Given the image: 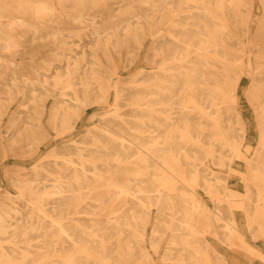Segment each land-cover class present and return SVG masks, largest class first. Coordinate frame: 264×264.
<instances>
[{
  "label": "bare ground",
  "instance_id": "1",
  "mask_svg": "<svg viewBox=\"0 0 264 264\" xmlns=\"http://www.w3.org/2000/svg\"><path fill=\"white\" fill-rule=\"evenodd\" d=\"M191 1L193 5L182 2L177 8L170 0H139L140 6L156 14L162 8L163 19L139 16L127 8L121 16L126 24L124 33H118L105 31L99 25L104 22L96 21L103 20L101 14L92 13L104 0H0V86L4 90L0 92V144L11 140L12 147L16 137L29 140L41 128L31 125L28 113L46 107L50 98H54L50 110L59 122L55 125L57 132L74 128L79 111L90 105L92 99L101 100L111 87L100 57L115 62L114 53L121 55L122 49L140 46L147 32L144 21L167 22L172 28L156 36L154 54L163 56L157 68L151 65L150 69H139L129 88H123L120 82L113 86V105L119 118L105 121L99 127L100 136L88 132L80 143V151L88 154L92 150L91 158L111 165H93L88 169L85 161H66L44 166L55 178L50 195L54 202L51 215L43 213L38 221H33L32 214L28 218L17 203L11 206L0 201V264H122L129 261L127 255L133 257L135 264H154L145 245L149 225L150 247L160 254L158 260L162 264H241L243 256L238 257L233 250L240 248L251 259L252 247L237 241L232 234L231 207L221 197L219 177L206 172L202 164L209 160L224 166L226 156H209L201 145L211 137L218 153L219 146L234 148L246 136L245 127L236 129L243 122L240 113L231 116L226 110L237 101L236 84L224 82L223 74L210 70L215 62L211 55L213 45L233 47L232 36L223 30L219 33L218 27L224 22L218 11L225 6H239L242 0ZM131 4L128 2L127 6ZM88 27L97 39L93 48H99L91 59L85 52H75L78 45L71 41L72 34L81 38L80 31ZM64 31L69 33L59 40ZM103 34L108 35L104 42ZM35 41L52 46L49 55L52 61H65L64 70L53 69V63L44 58L43 73L33 66L35 57L30 62L18 63L15 57L28 53L32 45L29 43ZM225 53L221 51L218 57L227 59ZM132 62L130 58L128 63ZM28 69L33 75L23 77ZM260 88L264 89V73L258 70L247 90L253 103L258 102ZM98 89L100 94L93 96ZM14 102H18L19 110L13 111L5 126L10 135L14 132L13 139L1 134V120L9 115ZM128 108L136 115L123 116ZM141 119L150 123L143 124ZM261 125L259 143L249 163V191L264 179V121ZM218 129L220 134L215 132ZM181 132L190 143L180 139ZM52 152L64 158L63 147ZM200 190L213 201L210 207L214 217L209 224L202 221L200 202L206 199ZM78 192L86 194L78 203L84 204L81 213L89 219L73 220L76 206L72 209L74 205L67 204L66 196ZM249 193V200L258 201L254 209L259 202L264 205V189ZM106 196L113 203L108 214L101 208L104 205L96 204ZM256 212L260 216L261 212ZM219 220L224 226H219ZM208 230L211 236L227 244L233 252L231 256L223 258L219 254L218 246L208 239Z\"/></svg>",
  "mask_w": 264,
  "mask_h": 264
},
{
  "label": "rangeland",
  "instance_id": "2",
  "mask_svg": "<svg viewBox=\"0 0 264 264\" xmlns=\"http://www.w3.org/2000/svg\"><path fill=\"white\" fill-rule=\"evenodd\" d=\"M128 2L132 4L127 6ZM138 2L139 0H104L101 7H97L92 13L96 15L98 13L101 14L100 17L103 20L96 19V21L104 22L102 25H99L105 31H117L118 33H124L126 24L124 20H121V16L127 8L128 11L139 13V16L149 15L158 19H163L164 11L162 8L159 9L157 11L158 14H156L151 9L148 10L145 6H140ZM170 2H173L177 8L182 2H186V5H193L191 0H170ZM226 4L228 6L229 2H226ZM218 12L220 18L224 22H222L223 25L218 27L219 33L223 30L227 35H231L233 47L214 44V48L212 47L213 53H211V55L213 56L212 58L215 59V62L211 63L210 70L223 74L224 79H222L224 82L228 84L231 82L234 86L236 84V89L238 88L237 101L234 102V104L231 102V106L226 110L231 116L234 115V113L236 115L237 112L240 113L243 122L241 126L236 125V129L245 127L246 136L241 143L234 148L227 146V148L221 149L219 146L218 153L215 152L217 147L212 146V138L210 137L205 140L201 145L204 147L206 154L218 159L226 156V159L223 160L224 166L220 165L219 160H217L219 164L212 163L209 160L207 163L203 161L202 164L205 166L206 172L216 174L219 177V181L222 183L223 192L221 197L224 203L231 207L232 214L230 218L234 225V227H232V234L236 237L237 241L241 243L245 242L252 247L253 255L249 254L251 256L249 257L251 258L250 260L246 258L247 254L243 248L233 249L238 257H244H241V261L239 262H241V264H264V205H260V203L263 202H259L257 209H254V205H256L258 201H251L248 199L249 192L255 193L258 188L264 189V179L257 182L256 186H253V188H250L251 191H248L246 188V182L249 181L251 176V171L248 166L249 152L246 146L254 147L258 144L261 130V127L258 125V119H256L258 109L252 104L251 97L247 95V90L251 84L252 75L258 70L264 73V0H242L239 6L238 4L234 7L225 6L219 9ZM135 20H137L136 17L132 18V21L135 22ZM114 24H117V28L114 27ZM143 25L147 32H145L143 42L140 46L136 44L132 45L131 49H122L121 55L114 53L115 62H109L108 60H104L103 57H100L105 67V75L108 76L107 78H110L108 81L111 87L108 90V94L101 97V100L94 101V99H92L93 102L90 103V105L79 111L78 116L74 118V128L69 129V131L65 133L57 132L55 125L58 120L56 114L50 110L54 98H50L46 101V107L43 106V108L40 107L36 112L30 111L28 113V120L31 125H41L42 129L39 128L37 133L29 138V140L18 139L16 137L13 147L10 145L11 140H9V142H1L0 201L3 200L11 206L17 203L27 217L32 214L33 217H35L33 221H38V217L43 215V213L51 215L50 207L54 202V199L50 200V195L54 190L53 182L55 178L53 175L49 174L50 172L48 173L45 171V168L43 169L44 166L49 164L52 165L56 162L62 164L66 161H74L77 163L85 161L88 169H92L93 165L97 167H109L111 165L105 160L91 158L89 153L92 150L88 154L80 151V149H82L80 143L84 141L88 132H93L100 136L99 127L103 126L105 121H108L110 118H119L117 117L118 112H115L116 108L113 105L115 99L113 86L120 82L124 85L123 88H129L131 79L136 76L139 69H150L152 66L153 68H157V65L162 62L163 56L154 54L155 39L157 35H164L172 28L167 25V22L163 24H151L150 22L147 23L144 21ZM213 29L214 28H212V30ZM91 30L93 29L88 27L80 31L79 35L81 38L76 34L71 35V41L78 45L75 48V52H85L88 55V59H91L94 54L99 51L98 47L93 48L97 39L95 35L90 34ZM68 33V31H64L62 34H59V40L64 39ZM28 35H30V33L27 34V36ZM107 36V34H103V42L107 39ZM30 44L32 45L29 47L28 53L15 57L18 63L30 62L31 58L35 57L36 62L33 63V66L40 69V73H43L45 65L41 58H44L46 61L53 63V69L61 68L64 70L66 66L65 61L62 63L52 61L53 58L49 55V49L52 46L41 45V43L37 41L29 43V45ZM233 48H235L234 51ZM221 51L226 52L225 55L227 59L218 57ZM2 54L5 58H9L6 52H2ZM214 54H217V56ZM231 56H233V58ZM130 58L133 59L131 64L128 63ZM24 73L23 77H31L33 75L30 69L26 70ZM225 79L228 80L226 81ZM0 92H4L2 86H0ZM55 93L57 94L59 91L56 90ZM98 94H100L99 89L93 92V96H97ZM17 106L18 102L11 104L9 115H6L3 117V120H1V134H5L4 136L6 138L11 137L14 139V132L10 135L5 129V126L8 125L9 116L12 115L13 111L19 110ZM157 112L161 114L162 110ZM135 115L136 113H134L131 108H128L123 113L125 117ZM141 120H143V124L150 123V121L146 122V119ZM60 128L64 129L63 126ZM215 132L220 134L222 131L218 129L215 130ZM181 135H183L182 132L179 136L183 142L190 143L186 142L189 141L188 138H185L184 135L182 137ZM61 147L64 148L63 159L56 157L52 152L54 148ZM35 179L37 180L35 183L30 182V180ZM200 194L206 199V201L200 202L202 205L201 211L203 213L202 221L209 224L212 217H214V213L210 207L213 205V201L208 196L209 194L203 190H200ZM85 196L83 193L79 192L67 193L66 198L69 199V201L66 199L67 204L74 205L71 207L72 209L76 206L74 208L76 211L74 212L75 214L73 217L75 218H73V220L78 218L89 219V217H85L83 213H81L84 204L79 205L80 203H78L80 200L82 201ZM102 200V203L96 202V204L100 207L104 205V207L101 208H104L103 212L105 214L110 213L113 208L112 200L107 196L103 197ZM256 210L261 212L260 216L257 214ZM257 216H259V218ZM28 218L27 221L30 220ZM24 219L26 220V218L22 216V220ZM8 220L13 221V218H8ZM219 226H224L222 220H219ZM150 227L151 225L146 227L147 239L145 245L149 248L151 257L155 260L154 264H162V261L158 260L159 257L161 258L160 254L156 253L150 247V239L148 238L151 230ZM207 235L210 243L214 246L215 244L218 246L219 254L223 258H228V255L231 256L232 250L230 251L227 244H223L215 236H211L209 230L207 231ZM162 252L163 250H161V253ZM126 258L129 260L127 262L128 264H135L131 255H127ZM127 263L122 262V264Z\"/></svg>",
  "mask_w": 264,
  "mask_h": 264
},
{
  "label": "crops",
  "instance_id": "3",
  "mask_svg": "<svg viewBox=\"0 0 264 264\" xmlns=\"http://www.w3.org/2000/svg\"><path fill=\"white\" fill-rule=\"evenodd\" d=\"M252 87V78H251V84L249 86V89H251ZM260 91V92H259ZM259 91L257 92V98H258V102L256 103H253L255 108L258 109L257 111V118L258 119V125L261 127V129H263V125H261V122L263 121H260L261 119H264V89L263 88H260ZM262 94V95H261ZM263 98V99H262ZM263 103V104H262ZM262 104V106L260 105ZM259 143V142H258ZM258 145V144H257ZM257 145H255L254 147H251V146H246L247 147V150L249 152V158H248V166H249V163L251 162V159H253V152L255 150V148L257 147ZM249 170L251 171V169L249 168ZM263 172V171H262ZM249 191V190H248ZM251 191V190H250Z\"/></svg>",
  "mask_w": 264,
  "mask_h": 264
}]
</instances>
